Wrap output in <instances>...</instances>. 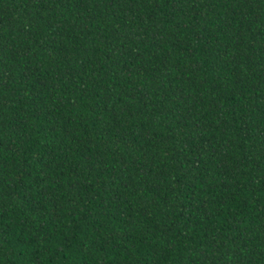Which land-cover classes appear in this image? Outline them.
Returning <instances> with one entry per match:
<instances>
[{"label": "trees", "instance_id": "trees-1", "mask_svg": "<svg viewBox=\"0 0 264 264\" xmlns=\"http://www.w3.org/2000/svg\"><path fill=\"white\" fill-rule=\"evenodd\" d=\"M0 264H264V0H0Z\"/></svg>", "mask_w": 264, "mask_h": 264}]
</instances>
